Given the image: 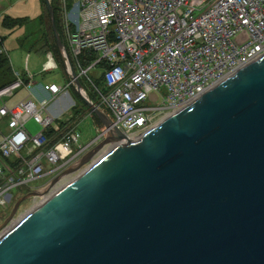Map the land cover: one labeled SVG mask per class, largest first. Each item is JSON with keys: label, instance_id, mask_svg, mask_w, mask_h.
<instances>
[{"label": "water", "instance_id": "1", "mask_svg": "<svg viewBox=\"0 0 264 264\" xmlns=\"http://www.w3.org/2000/svg\"><path fill=\"white\" fill-rule=\"evenodd\" d=\"M70 72L102 132L46 191L111 149L12 226L5 221L0 264H264V50L129 139ZM41 190L19 198L10 217Z\"/></svg>", "mask_w": 264, "mask_h": 264}, {"label": "built area", "instance_id": "2", "mask_svg": "<svg viewBox=\"0 0 264 264\" xmlns=\"http://www.w3.org/2000/svg\"><path fill=\"white\" fill-rule=\"evenodd\" d=\"M56 5L64 85L16 75L0 88L1 207L9 204L12 188L30 186L46 165L56 173L65 170L95 143L78 144L79 115L71 108L63 116L48 109L68 88L76 90L70 65L83 95L129 139L264 50V0H57ZM97 68L101 86L89 75ZM21 88L27 96L6 106ZM30 119L40 126L35 135L25 125ZM95 124L99 135L101 123ZM50 128L59 131L56 141L47 135Z\"/></svg>", "mask_w": 264, "mask_h": 264}, {"label": "rangeland", "instance_id": "3", "mask_svg": "<svg viewBox=\"0 0 264 264\" xmlns=\"http://www.w3.org/2000/svg\"><path fill=\"white\" fill-rule=\"evenodd\" d=\"M42 0H1L0 2V38H2L3 49L5 53L10 59V63L12 66L13 73L20 77L25 76H33L34 79L38 83H44L45 81H55L57 84L63 86L64 85V75L65 68L63 64L62 57L57 54L53 46L52 38H48V41L44 47L35 50V48L30 51L27 50V47L31 44L30 47L34 45L36 42V37H29L25 41L26 48L20 45L21 38L27 33L26 26H15L13 28H8L3 24V19L6 16L11 18H25L32 19L33 24L38 28L42 29L47 27V11L45 6L43 5ZM57 16L59 19V24H61V16L59 9H56ZM43 14L42 17H40ZM40 17V18H39ZM39 18V19H38ZM41 20H45L44 26L42 25ZM61 26V25H60ZM37 29V28H36ZM49 32L48 30H46ZM31 34V33H29ZM37 35L41 36L42 34L38 33ZM61 37V36H60ZM35 46V45H34ZM33 46V47H34ZM37 48V47H36ZM48 61L47 66L44 64ZM100 68H97L94 71H91L89 75L93 78L95 82H97L100 86L102 85V78L99 76ZM67 92L72 100L70 108L74 111L76 115H79L76 119V131L79 132V142L80 145H85L94 139L97 136L96 131V119L89 115L87 110V106L84 103L81 96L77 93L76 90H73L72 87L67 89ZM27 96L26 91L21 88L16 94L6 101V106L11 107L16 104L18 101L22 100ZM2 104V100H0V106ZM1 120V117H0ZM74 122V123H75ZM2 124V120H1ZM26 127L31 135H35L40 131V126L35 123L33 120L26 121ZM2 129H5L4 125ZM97 143V142H96ZM94 143V145L96 144ZM93 145V146H94ZM111 149V148H110ZM108 147H102L98 150L86 163L82 164L78 169L68 174L62 175L53 185L52 189H57L59 186H63L67 183L69 178H75L79 173L84 171L87 166H89L93 161H95L100 154L103 155L107 152ZM46 172L42 176H40L37 180H34L30 183V186H20L17 188H12L9 191L11 194L10 202L7 206H0V229L5 223L8 221L6 226L8 227L12 220L18 219L19 217L24 216L28 211H30L33 207H35L40 200L46 198L48 195L47 187L51 180H53L58 174H60L63 170L59 172H53L52 167L50 165H46ZM69 179V180H71ZM68 180V181H69ZM42 189V190H41ZM54 189V190H55ZM33 190H41L43 191L40 195H36L33 197H29L23 200L19 205L12 217L11 211L16 203V201L23 197L25 194L32 192ZM51 191V190H50ZM5 226L4 229L7 227ZM11 226V225H10ZM3 229V230H4ZM2 230V231H3Z\"/></svg>", "mask_w": 264, "mask_h": 264}, {"label": "trees", "instance_id": "4", "mask_svg": "<svg viewBox=\"0 0 264 264\" xmlns=\"http://www.w3.org/2000/svg\"><path fill=\"white\" fill-rule=\"evenodd\" d=\"M50 2L54 8V18H55L56 27L58 29V32L61 36L62 41L64 42V37L62 35L61 26L59 24V19H58L57 12H56L57 0H50ZM42 3H44V0H42ZM43 5L45 6V3ZM45 8H46V6H45ZM46 11H47V9H46ZM42 16H43V14L40 17H42ZM33 22L34 21H32V19H28L27 17H25V18H11L9 16H6L3 19V24L8 28H13L15 26H22V25L27 27L26 28L27 33L21 38V41H20V45L22 47L26 48V46L24 44H25V41L27 38L37 36L38 40L36 39V42H38V43H36V44L34 43V45H35V46L33 45L34 47L33 46L30 47L31 46V44H30L29 47H27L28 51H30L33 48H35V50H38L39 48L44 47L48 41V38L51 36L50 38H52V40H53V46H54L55 50L57 51V54L61 57L60 51L58 50V47L56 45V41H55V37L53 34L52 25H51L48 13H47V20H46L47 27L40 29L36 25H34ZM41 22H42V25L44 26L45 20H41ZM46 30H48L49 32H47ZM29 33H31V34H29ZM38 33L39 34L41 33L42 35L39 36V35H37ZM15 78H16V75L13 73L12 66L10 63V59L7 56V54L5 53V50L3 49L2 38H0V88L6 84L12 82L13 80H15ZM73 114H75L74 111H73ZM94 118L96 119V121H99L95 116H94ZM47 135L52 138V141H56L59 138V131H53L50 128L47 130Z\"/></svg>", "mask_w": 264, "mask_h": 264}, {"label": "crops", "instance_id": "5", "mask_svg": "<svg viewBox=\"0 0 264 264\" xmlns=\"http://www.w3.org/2000/svg\"><path fill=\"white\" fill-rule=\"evenodd\" d=\"M48 61L45 63L47 64ZM44 64V66H45ZM64 78V83H65V77ZM35 83H38L35 79H34ZM46 82H55V81H46ZM71 98L68 94V92H64L62 93L60 96H58L54 101H52L49 104V112L53 115V116H63L64 113L68 112V108L71 105Z\"/></svg>", "mask_w": 264, "mask_h": 264}, {"label": "bare ground", "instance_id": "6", "mask_svg": "<svg viewBox=\"0 0 264 264\" xmlns=\"http://www.w3.org/2000/svg\"><path fill=\"white\" fill-rule=\"evenodd\" d=\"M108 151H109V150H107V152H108ZM107 152H106V153H107ZM106 153H104L103 155H105ZM100 155H101V154H100ZM103 155H101L100 157H102ZM100 157H99V158H100ZM99 158H98V159H99ZM98 159H96L94 162H96ZM94 162H93V163H94ZM87 167H88V166H87ZM69 179H71V178H69ZM69 179H68V180H69ZM68 180H67V182L70 181V180H69V181H68ZM59 188H60V186H59ZM54 189H55V187H54ZM54 189H51L50 192L54 191ZM50 192H49L48 194H50ZM46 197H47V196H46ZM44 199H45V198H44ZM41 201H42V199L40 200V202H41ZM33 208H34V207H33ZM19 218H21V217H19ZM19 218H18V219H19ZM18 219L12 220V223H11L10 225L12 226V225H13ZM10 225H9V226H10ZM9 226H8V228H9ZM6 229H7V228H6ZM6 229H4V230H6Z\"/></svg>", "mask_w": 264, "mask_h": 264}]
</instances>
